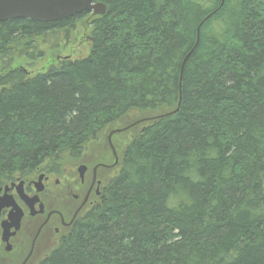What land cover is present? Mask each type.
<instances>
[{
	"label": "trees",
	"instance_id": "obj_1",
	"mask_svg": "<svg viewBox=\"0 0 264 264\" xmlns=\"http://www.w3.org/2000/svg\"><path fill=\"white\" fill-rule=\"evenodd\" d=\"M93 1L88 55L34 76L13 64L89 14L0 23V186L58 174L132 115L171 114L141 124L39 264H264V0Z\"/></svg>",
	"mask_w": 264,
	"mask_h": 264
},
{
	"label": "flooded vegetation",
	"instance_id": "obj_2",
	"mask_svg": "<svg viewBox=\"0 0 264 264\" xmlns=\"http://www.w3.org/2000/svg\"><path fill=\"white\" fill-rule=\"evenodd\" d=\"M114 131H110L106 139L113 162L109 164L106 163L105 158H101L91 170L85 166L83 181L79 179L74 185L72 183L61 184L62 189L65 190L62 198L70 199L67 200L70 202L69 205L48 203L50 197L47 198L46 195L55 173L38 172L35 179L33 177L31 179L16 178L0 186V199L5 197V206L0 208V264H35L36 259L42 253L46 257L44 252L54 243L55 246L59 245L70 234L76 223L99 204L106 187L102 178H106L107 175L106 172L103 177L99 175L100 172L110 173L114 170L119 172L117 168L120 162L116 158V148L112 144V138L117 135L112 134ZM87 173L89 177L86 179ZM41 175H43V190L36 193L35 183ZM54 185L57 188L60 183L55 180ZM22 197L29 199L37 197L38 203L33 208L34 215H30V210ZM40 205L42 212H40ZM14 207L22 213L20 228L15 232L11 227L7 230L8 233L6 232L8 234L6 238L4 228L11 225L10 215Z\"/></svg>",
	"mask_w": 264,
	"mask_h": 264
},
{
	"label": "rangeland",
	"instance_id": "obj_3",
	"mask_svg": "<svg viewBox=\"0 0 264 264\" xmlns=\"http://www.w3.org/2000/svg\"><path fill=\"white\" fill-rule=\"evenodd\" d=\"M92 19L93 17L89 14L84 19L79 21L74 27L70 41L66 43L65 46H62L60 44L59 48L45 50L44 56L40 59H36L33 61L18 60L13 64L14 65L13 67L24 69L27 74H29L30 76H34L40 72H45L51 66L58 67L59 64L65 59L77 60L86 57L90 51V33H91L90 22ZM0 72H1V67H0ZM142 120H145L144 114H141L139 116L132 115L129 117V119H126L125 121L118 123L116 126L109 128L103 133V135L100 137V139L97 142H91L88 144V147L84 151L80 160L73 163L72 165L66 164L65 166L60 168L59 173L55 174V177L53 178V182H51V184L49 185V189L46 195L47 198L50 197V199H48V203L52 205L55 204L62 205L66 203V205L67 204L69 205L70 202H67V200L70 199L62 198L64 196L65 190L62 189L61 184L64 185L66 183H72V185H74L77 181H79L76 170L80 165L87 166L91 170V168L101 158H105L106 163L111 164L113 162V157L107 146V141H106L110 131L116 129H124L129 125H131L132 123ZM126 123L127 125H125ZM141 128L142 125H136L132 129L124 133L115 135L112 138V144L116 148V156H118L120 160L124 153L126 145L140 131ZM119 166L120 164L118 165L117 169L120 170ZM117 174H118L117 170H114V171H110V173L108 171H101L99 175H102L103 177L106 175L105 176L106 178H102L106 186L110 178L115 177ZM36 176L37 174L33 177V179H35ZM88 177H89V173L85 175L86 179ZM72 179L73 181H71ZM55 180H57L58 183H60L59 187L57 188L54 185ZM55 248L56 246L54 243L47 251L44 252V254H46L47 256L48 253L53 251ZM44 256L45 255H43L42 253L40 257L36 259L35 264H39L40 261H42L43 258H45Z\"/></svg>",
	"mask_w": 264,
	"mask_h": 264
},
{
	"label": "water",
	"instance_id": "obj_4",
	"mask_svg": "<svg viewBox=\"0 0 264 264\" xmlns=\"http://www.w3.org/2000/svg\"><path fill=\"white\" fill-rule=\"evenodd\" d=\"M105 11L106 9L104 5L94 3L93 0H0V23L15 20H26L40 23H59L84 13H90L92 16H101L105 13ZM198 39L199 34L197 30V40L195 45H197ZM170 114H163L151 119H145L131 125V127L141 122H149L151 120L160 119ZM126 129L128 128L115 130L112 134L121 133ZM111 149L114 152L112 146ZM85 171L86 167L84 165H80L77 168L78 178L81 181H83ZM42 179L43 175H41L35 183L36 193H40L43 190ZM22 199L28 206L31 213L30 215H34L33 208L34 205L38 203L37 197L31 199L22 197ZM4 200L5 197L0 199V208L5 206ZM40 212H42L41 205ZM21 217V211L17 207H14L12 214L10 215L11 225L4 228V236L6 238L8 235L6 232L8 233L7 230L11 227L14 228L15 232L19 230Z\"/></svg>",
	"mask_w": 264,
	"mask_h": 264
},
{
	"label": "bare ground",
	"instance_id": "obj_5",
	"mask_svg": "<svg viewBox=\"0 0 264 264\" xmlns=\"http://www.w3.org/2000/svg\"><path fill=\"white\" fill-rule=\"evenodd\" d=\"M100 4H102V3H100ZM102 5H104V4H102ZM105 6V5H104ZM105 9H106V7H105ZM88 14H90V13H88Z\"/></svg>",
	"mask_w": 264,
	"mask_h": 264
}]
</instances>
